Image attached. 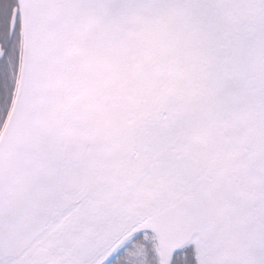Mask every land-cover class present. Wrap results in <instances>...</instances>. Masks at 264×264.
Instances as JSON below:
<instances>
[{
    "label": "snow or ice",
    "instance_id": "6c2138e0",
    "mask_svg": "<svg viewBox=\"0 0 264 264\" xmlns=\"http://www.w3.org/2000/svg\"><path fill=\"white\" fill-rule=\"evenodd\" d=\"M0 264H264V0H0Z\"/></svg>",
    "mask_w": 264,
    "mask_h": 264
}]
</instances>
